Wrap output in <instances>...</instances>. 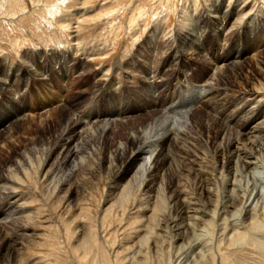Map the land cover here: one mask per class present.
<instances>
[{
  "label": "rangeland",
  "instance_id": "rangeland-1",
  "mask_svg": "<svg viewBox=\"0 0 264 264\" xmlns=\"http://www.w3.org/2000/svg\"><path fill=\"white\" fill-rule=\"evenodd\" d=\"M215 8L229 12L219 22L216 38L203 19L206 11ZM246 11L250 14L248 20L242 18ZM245 23H250L252 31V41L247 44L242 33ZM189 28L199 38L201 54L191 61L190 68L182 69L181 77L161 80L166 74V70L159 74L161 61L179 49V33ZM263 43L264 0H0V78L9 81L7 88H0V173L11 162L9 166L15 172L8 175L16 181V194L10 192L13 196L9 200L26 204L25 217L14 227L19 230L0 228V264H220L219 257L224 253L231 264H264V217L257 218L256 228L247 230L250 233L244 241L229 244L232 225L238 224L243 230L250 221L240 210L257 203L250 194L254 185L261 188L258 180H264V148L256 152L258 159L253 155L250 168L243 169L237 162L239 167L232 169L234 163L229 165L222 159L223 146L229 140L221 141L218 148L211 146L218 124L205 116L208 112L215 117L221 112L232 113L247 102L255 108L247 111L242 120L252 115L264 118V49L259 50ZM244 48L246 62L242 61L234 74L222 67L212 68L239 56L246 51ZM124 66L129 67L134 79L115 84L111 90L109 79L105 81L107 85L102 82V92L99 79L95 89H99L98 103L87 99L84 92L92 94L95 74L104 80L107 75L116 76L122 70L117 67ZM173 66L172 62L170 70ZM146 72L155 74L150 80L156 78L160 83H152V90L142 89L137 94L139 76ZM220 74L229 82L221 86L218 95L200 94L187 116L190 126L174 123L185 130L177 141L179 146H188L191 158L183 162L173 150L175 164L170 165L171 171L166 170L168 167L160 171L154 183L150 184L152 180L145 174L137 176L128 192L114 189L120 178L112 182L111 175L120 162L112 141L123 137L124 125L113 127V133L107 130L101 140L96 133L75 135L73 143L78 154L68 162L64 161L67 147L46 157L65 125L60 121L61 107L52 102L71 105L69 117L77 108L81 111L98 106L102 110L111 102V107L128 117L125 120L146 123L153 111L168 112V103L176 106L186 100L185 96H194L193 88L200 84L201 75L204 81L218 87ZM254 91L260 96L254 97ZM73 98L77 104L72 105ZM50 102L45 115L41 108ZM19 112L28 114L15 120L14 114ZM253 122L245 124L243 130L235 128L230 151L241 144L250 149V139L255 135L263 141L264 136L250 132ZM8 126L11 132L4 134ZM236 131L240 135L236 136ZM225 137L229 139L230 135ZM218 149L220 155L215 153ZM44 158L43 169L37 173L36 166ZM210 256H214V262Z\"/></svg>",
  "mask_w": 264,
  "mask_h": 264
},
{
  "label": "bare ground",
  "instance_id": "bare-ground-1",
  "mask_svg": "<svg viewBox=\"0 0 264 264\" xmlns=\"http://www.w3.org/2000/svg\"><path fill=\"white\" fill-rule=\"evenodd\" d=\"M215 6V5H214ZM217 6V5H216ZM220 7V6H219ZM208 8V7H207ZM221 8V7H220ZM228 8V7H227ZM206 9V8H205ZM210 9V8H208ZM225 9V8H224ZM212 10V9H211ZM243 11V10H242ZM206 18L205 16H203L204 21H207V23L210 24L211 27V32L213 33V35L215 36V38L217 37V28L219 27V22L223 21L224 19H226V17L228 16V9L227 10H219L217 8H215L214 11H206ZM76 15V14H75ZM249 11H246L243 14V19H247L249 17ZM200 16V15H198ZM254 16V15H253ZM77 17V16H76ZM236 17V16H234ZM255 17V16H254ZM257 17V16H256ZM260 17V16H259ZM74 18V17H73ZM201 19V18H200ZM261 19V18H260ZM238 20V19H237ZM240 20V19H239ZM238 20V21H239ZM236 21H233V23ZM245 22V21H244ZM249 22V21H248ZM200 23V22H199ZM238 23V22H237ZM204 24V23H203ZM239 24V23H238ZM250 23H245L243 24V29H242V33H243V41L244 43H251L252 41V31H251V27L249 26ZM196 25V24H195ZM229 25V24H228ZM198 26V25H197ZM196 26V27H197ZM205 26V25H204ZM230 26V25H229ZM181 27V26H180ZM184 27V26H183ZM201 27V26H200ZM231 27V26H230ZM77 28V27H76ZM192 28V26H191ZM256 28V27H255ZM72 29V27L70 28V30ZM75 29V28H74ZM227 29V28H226ZM198 30H200L198 28ZM208 30V29H207ZM239 30V29H238ZM191 31V32H188ZM227 31V30H226ZM258 31V30H257ZM210 32V31H209ZM237 32V31H236ZM226 33V32H224ZM70 34V33H69ZM76 34V32H75ZM237 34V33H236ZM68 35V34H67ZM199 35V34H198ZM233 35V34H232ZM69 36V35H68ZM71 36V35H70ZM72 37V36H71ZM177 37V36H176ZM223 37V36H222ZM240 37V36H239ZM197 35L194 32V30L192 29H188L186 31V33L184 32V30H181L179 33V44L180 47H178L179 49L176 50V52L174 54L170 56H167L166 59L162 62L161 61V65H159V74H162L161 71L166 70V74L163 78L160 77L161 80L168 78L169 76H173L179 78L181 77V75L183 74L182 69H187L189 67V65H191V61L195 60V58H197L201 52H200V42L198 43L197 41ZM201 38V37H200ZM71 39V38H70ZM199 39V38H198ZM236 39V38H235ZM234 39V40H235ZM203 40V39H202ZM241 40V39H240ZM176 43V42H174ZM229 43V42H228ZM232 43V42H231ZM255 43V42H254ZM76 44V43H75ZM227 44V43H226ZM253 44V42H252ZM227 46V45H226ZM261 46V47H260ZM258 47H260L259 50L264 49V43L262 45H260ZM172 47V46H171ZM248 47V46H247ZM173 48V47H172ZM177 48V47H175ZM246 51H243L241 54H239V56H234L231 57L228 60H225V62H223L222 64H220L217 67L212 66V68L220 70V68H224L225 72L228 71V74H234L236 72V67L239 66V64L243 61L246 62L244 60H246V56H247V48H244ZM205 50V49H204ZM257 51V50H256ZM222 52V51H221ZM226 52V50H225ZM229 52V51H228ZM261 52V51H260ZM172 53V52H171ZM256 53V52H255ZM254 53V54H255ZM258 53V52H257ZM256 53V54H257ZM262 53V52H261ZM252 54V53H251ZM263 54V53H262ZM195 55H197L195 57ZM223 55V54H222ZM250 55V54H249ZM259 55V54H258ZM264 55V54H263ZM255 56V55H254ZM257 57V56H256ZM263 57V56H262ZM215 58V57H214ZM255 58V57H254ZM260 58V57H259ZM258 58V59H259ZM263 59V58H262ZM172 62L174 63V68L173 70H170V66L172 65ZM215 64V63H214ZM264 64V63H263ZM242 65V64H241ZM262 65V64H261ZM260 65V66H261ZM193 66V65H192ZM117 68H121L122 70H118L119 72L117 73V75H119V77L117 78L116 76L111 75H107L108 78L106 79H102L100 76H96L97 74H93L94 75V79H96V82H94V84L91 86L92 89V94L95 95L94 91L97 88V83L99 82L98 80L101 79L100 84L102 85V87L100 88L99 91H101L105 85H107L108 83L105 81L107 80H111L108 84V88L111 90V87L114 86L115 84H121L123 85V83H127L130 81L129 78H135L130 72H129V67L128 66H124V67H117ZM132 68V67H131ZM172 68V67H171ZM190 68V67H189ZM193 68V67H192ZM131 70V69H130ZM29 71V70H26ZM191 71V70H190ZM203 71V70H202ZM154 72V71H152ZM216 72V71H215ZM239 72V71H238ZM189 73V72H188ZM197 73V72H196ZM214 74V73H213ZM240 74V72L238 73ZM246 74V73H245ZM212 75V74H211ZM237 75V73H236ZM247 75V74H246ZM209 76V75H208ZM207 76V77H208ZM213 76V75H212ZM211 76V77H212ZM150 77H155V74L150 76L149 73H145L143 75L139 76V85L137 87V89L135 90L137 92V94H139L140 90L144 89H151L153 87L152 83H160V81H156V78L154 80H150ZM185 77V76H184ZM201 77V78H200ZM199 77V81L200 84H198L197 86H194L196 88H193L196 90V93L194 96H185L184 98L186 100L183 101H179L178 104L176 106L172 105V102H170V104L168 103L169 106H167L166 109H171L168 112L165 110V112H161V111H153V114L151 115V118L145 123H140L139 121H137L136 119L133 120H125V118L127 119V116L121 115V113H119L118 108L115 107H111L113 103L108 102V106L106 105L102 110H100L98 108V106L94 107L92 106V110L91 108L89 110H85L84 108L79 111L77 108L74 112L73 117L70 116L69 117V112H70V106L69 104H65V105H60L59 102L55 101L52 102L53 104H57L59 105L58 107H61V115H60V121L61 122H65L64 127L59 131L57 138L55 140V143L53 145L52 148L49 149L48 154L46 157H49L51 153H53L54 151H58L61 152V150L63 151V149L65 147L68 148V152L66 154V156L64 157V161L70 160L72 158L75 157L76 154H78V149L76 148V143H73V139L75 135H79V136H85L88 134H98L99 136V140H101V138L103 137L104 134H106L107 130H110L111 133H113L114 131H112L111 129L117 125H124L125 127V131L123 133V137L122 138H118V140L112 141L113 142V146H114V151L116 153L115 157H117V161L119 160L120 162V166L119 167H115V169H113V174L111 175V181L115 182L118 178H120V182L116 183V188H114L115 190H117V188H120V191H129L130 188L132 187L133 182L137 179V176H139L140 178H142L145 174H149V181L150 179L152 181H150L151 183H154L157 178H158V173L160 171H162L163 169L165 170V168H167L166 170H168L169 172L171 171V164L174 163L173 162V150L176 152L177 154L180 155V158H182L183 162L184 159H186L188 157L191 158V156H189V148L187 147H182L178 145V138L180 137V135L184 134V129H180L179 127L175 126L176 124L175 121H177L179 124L181 122V124H183L182 126L186 127V126H190V122L187 118L188 114L190 113V109L194 107V105L196 104V102L198 101V98L200 96V94L202 93H212L214 94H219L218 91L221 90V86L224 85L227 82V80H223V78L225 77V75L222 78V74H220V76H218V80H217V85L213 86L211 85L212 82H208V81H204L203 78L205 76H200ZM210 77V78H211ZM232 77V75H231ZM245 77V76H244ZM186 78V77H185ZM222 78V79H221ZM226 78V77H225ZM242 78V77H241ZM175 79V80H176ZM190 79V78H189ZM207 79V78H206ZM212 79V78H211ZM217 79V78H216ZM115 81H117L116 83H113ZM215 80V79H214ZM237 80V79H236ZM235 80V81H236ZM165 81V80H164ZM188 81V80H187ZM232 80H230L231 82ZM105 83V85L103 86V84ZM234 82V80H233ZM243 82V81H242ZM9 81L8 80H2L0 78V88H7ZM132 83H134L132 81ZM165 83V82H162ZM197 83V82H196ZM202 83V84H201ZM12 84V83H11ZM248 84V83H247ZM7 85V86H6ZM121 85V87H122ZM230 85V84H229ZM183 86V85H182ZM242 86V85H241ZM248 86V85H247ZM134 87V86H133ZM184 87V86H183ZM245 87V86H244ZM10 88V87H9ZM224 88V87H223ZM230 88V87H229ZM236 88V87H235ZM106 89V88H105ZM233 89V87L231 88ZM237 89V88H236ZM10 90V89H9ZM82 90V89H81ZM97 90V91H98ZM152 90V89H151ZM185 90V89H184ZM188 90V89H187ZM230 90V89H228ZM240 90V88H239ZM245 90H247V88H245ZM252 90V89H251ZM87 92H84L85 95H87L89 98V101L92 100V102H94L95 104L98 103L97 101V91L95 97L92 94H88V90H86ZM98 91V92H99ZM104 91V90H103ZM107 91V90H106ZM114 91V89H113ZM148 91V90H147ZM190 91V90H189ZM102 92V91H101ZM171 92V91H170ZM225 92V91H224ZM238 92V91H237ZM243 92V91H242ZM82 93V91H81ZM142 93V92H141ZM144 93V92H143ZM235 93V92H234ZM253 93V92H252ZM254 97H258L260 96L259 92L254 91ZM264 93V92H263ZM57 94V93H56ZM83 94V93H82ZM100 94V93H99ZM103 94V93H102ZM149 94V93H148ZM147 94V95H148ZM229 94V93H228ZM244 94V93H243ZM249 94V93H247ZM111 95V94H109ZM171 95V94H170ZM225 95V93H224ZM223 95V96H224ZM227 95V94H226ZM253 95V94H252ZM102 96V95H101ZM222 96V98H224ZM85 97V96H84ZM152 97V95H151ZM171 97V96H170ZM192 97V98H191ZM230 97V96H229ZM234 97V96H233ZM242 97V96H241ZM240 97V98H241ZM253 97V98H254ZM262 97V96H261ZM78 98V96H77ZM172 98V97H171ZM232 98V97H231ZM80 99V98H79ZM95 99V101H94ZM220 99V98H219ZM226 99V98H225ZM225 99H221L223 101H225ZM262 99V98H261ZM60 100V99H59ZM58 100V101H59ZM72 105L73 104H77V101L74 100V98L72 99ZM86 100V99H85ZM172 100V99H171ZM181 100V99H180ZM228 100V99H227ZM247 100V99H246ZM249 100V98H248ZM255 99H253L254 101ZM258 100V99H257ZM50 100H48L47 102H49ZM82 101V100H81ZM216 101V99H215ZM220 101V100H217ZM216 101V102H217ZM244 101V100H243ZM252 101V100H251ZM79 102V101H78ZM83 102V101H82ZM176 102V101H175ZM226 102V101H225ZM229 102V100H228ZM226 102V104L228 103ZM240 102V101H239ZM258 102V101H257ZM261 102V101H260ZM52 103H48L47 105L45 104L44 106H42L41 109H44L43 112L46 115L49 112L45 111H49L48 109L50 108V104L52 105ZM215 103V102H213ZM219 103V102H218ZM221 103V101H220ZM238 103V102H237ZM256 103V102H255ZM6 104V103H5ZM204 104V103H203ZM206 104V103H205ZM217 103H215L216 105ZM242 104V103H241ZM80 105V104H79ZM149 105V104H148ZM152 105V104H151ZM250 103H243L240 108L238 107V109L232 113H225V112H221L220 115H218L217 117H215V114L213 115L212 112L207 115H205L209 120H212L214 123H217L218 126L216 127L215 132L213 133V137L211 139L212 140V145L215 148H218L221 144V141L223 142L224 139L229 140L227 141V144H224V150L225 151V155L222 159H224L225 163H228L229 165L231 163H234L232 166V169L235 168L234 166H236V168H238L239 166L236 165L237 162H239L240 166L245 169V168H250L249 166L253 165L254 162L252 161L253 159V155L256 156V152L260 151L264 148V139L263 141L260 140V138H256L255 136H253L250 139V145L252 146L250 149L249 147H246L244 145H240V146H233L235 149V151H230L229 150V145L231 144L232 141H234L232 137V135L235 132V128L240 127L239 129L243 130L244 125L250 123L251 121L253 122V125L251 126V131L250 132H254L255 134L259 135V136H264V118H260L256 115H252L251 117H247L245 118V120H242L241 117H243V115L245 113H247V111H250V109L255 108V107H250ZM255 105V104H254ZM10 106V105H9ZM75 106V105H74ZM82 106V105H81ZM84 106V105H83ZM88 106V105H87ZM207 106L208 105L207 103ZM206 106V107H207ZM220 106V104H219ZM225 106V105H224ZM258 106V105H257ZM20 107V106H19ZM49 107V108H48ZM78 107V105L76 106ZM150 107V106H149ZM176 107V108H174ZM202 107V106H201ZM259 107V106H258ZM87 108V107H86ZM19 109V108H18ZM140 109V108H139ZM204 109V108H203ZM210 109V108H209ZM213 109V108H212ZM211 109V110H212ZM258 109V108H257ZM72 110V109H71ZM234 110V109H233ZM29 111V110H28ZM204 111V110H203ZM51 112V111H50ZM73 112V111H71ZM217 112V111H216ZM215 112V113H216ZM219 113V112H218ZM27 113L24 112H19L17 114H14V117H16L15 120H19L21 118H24L25 115H27ZM205 114V113H204ZM249 114V113H248ZM203 115V114H201ZM200 115V116H201ZM250 115V114H249ZM203 117V116H202ZM205 117V119H207ZM134 118H138L137 116H135ZM257 119H259L258 121H256ZM13 120V121H15ZM28 120V119H27ZM204 120V119H203ZM116 121H118V123H116ZM256 121V122H255ZM11 122V121H10ZM207 122V121H206ZM13 124V123H11ZM207 125V123H205ZM213 124V123H212ZM112 126V127H111ZM209 126V125H207ZM14 127V126H13ZM195 128V127H194ZM210 128V127H209ZM233 128V129H232ZM7 130H3L4 134H9L11 132V127L8 126V128H6ZM213 129V126H212ZM215 129V128H214ZM114 130V129H113ZM190 130V129H189ZM196 130V129H195ZM206 130L210 131L209 129L206 128ZM14 131V130H13ZM212 132V131H211ZM209 133V132H208ZM241 132L236 131V136L240 135ZM244 133V132H243ZM247 133V132H246ZM230 135L229 139H227V137H225V135ZM245 134V133H244ZM250 134V133H249ZM188 135V134H187ZM211 135V134H210ZM252 135V134H251ZM94 136V135H93ZM234 137V136H233ZM243 137V134L242 136ZM245 137V136H244ZM94 138V137H93ZM110 138V137H109ZM210 138V137H209ZM255 138V139H254ZM12 139V138H11ZM97 139V138H96ZM210 139V140H211ZM233 139V140H232ZM237 139V138H236ZM10 140V139H9ZM219 140V144L217 143V141ZM232 140V141H231ZM243 140V139H242ZM240 141V140H239ZM235 142V141H234ZM73 143V146L71 147L70 145ZM230 143V144H229ZM239 143V142H238ZM237 143V144H238ZM1 144V143H0ZM99 144V143H98ZM218 144V145H217ZM236 144V143H235ZM240 144V143H239ZM246 145V144H245ZM3 146V145H2ZM99 148V147H98ZM222 149V148H221ZM80 151V150H79ZM220 151L219 149L217 150ZM31 152H33L31 150ZM182 152H184V154H182ZM221 152V151H220ZM223 153V152H222ZM221 153V154H222ZM176 154V153H175ZM193 154V153H192ZM190 154V155H192ZM214 154V153H213ZM194 155V154H193ZM218 155H220L218 153ZM176 156V155H175ZM197 156V155H196ZM223 156V155H222ZM87 157V156H86ZM198 157V156H197ZM56 158V157H55ZM81 158V157H80ZM79 158V159H80ZM112 158V157H111ZM193 158V156H192ZM214 158V157H213ZM105 159V158H104ZM176 159V158H175ZM258 159V157H257ZM18 160V159H17ZM21 160V159H20ZM26 160V159H25ZM58 160V159H57ZM83 160V159H82ZM81 160V161H82ZM180 160V159H179ZM40 161V160H39ZM46 159L44 158L42 161L39 162V164L36 166V170L37 173H40V171L43 169V166L45 164ZM55 161V160H54ZM190 161V160H189ZM194 161V160H193ZM223 161V162H224ZM258 161V160H257ZM19 162V161H18ZM68 162V161H67ZM178 162V161H177ZM180 162V161H179ZM198 162V161H197ZM9 164H11V162H8ZM31 163V162H30ZM83 163V161H82ZM190 163V162H189ZM8 165H6L5 167L1 168V175H0V228H4L6 229L8 226H11V228L13 227H17V224L19 221H22V219L25 217V212H26V204L25 203H18V201H10L9 198L13 195L9 194L10 192L12 193L14 190V186H13V182H16L14 179L9 177V173L10 171H12L13 169ZM68 164V163H67ZM74 164V163H73ZM175 164V163H174ZM12 165V164H11ZM70 165V164H69ZM83 165V164H81ZM80 165V166H81ZM173 165V164H172ZM179 165V164H178ZM192 165V164H191ZM72 166V165H71ZM79 166V167H80ZM181 166V165H180ZM183 166V165H182ZM224 166V165H223ZM20 167V166H19ZM23 167V166H22ZM75 168H77V166H74ZM170 167V168H169ZM228 168L230 166H227ZM58 168V167H57ZM74 168V170H75ZM181 168V167H180ZM192 168V167H191ZM257 168V167H256ZM22 169V168H21ZM73 169V168H72ZM177 170V168H175ZM231 169V168H230ZM229 169V170H230ZM15 170V169H14ZM13 170V171H14ZM165 170V171H166ZM175 170V171H176ZM228 170V171H229ZM12 171V172H13ZM39 171V172H38ZM73 171V170H71ZM174 171V169H172V172ZM197 171V170H196ZM195 171V172H196ZM255 171V170H252ZM15 172V171H14ZM164 172V171H163ZM171 172V173H172ZM235 172V171H234ZM246 172V171H245ZM251 172V171H250ZM257 172V171H256ZM22 173H24V171H22ZM175 173V172H174ZM173 173V174H174ZM178 173V171H176V174ZM233 173V172H232ZM231 173V175H232ZM242 173V172H241ZM69 174V173H68ZM168 173H165V175ZM170 174V173H169ZM251 174V173H250ZM253 174V172H252ZM260 174V173H257ZM257 174H255V176L257 178H260ZM197 175V174H196ZM13 176V175H12ZM16 176V175H15ZM178 176V175H177ZM237 176V175H236ZM9 177V178H7ZM36 177V176H35ZM171 177V176H170ZM174 177V176H172ZM171 177V178H172ZM176 177V176H175ZM197 177V176H196ZM20 178V177H19ZM169 178V177H168ZM198 178V177H197ZM227 178V177H226ZM257 178H255L257 180ZM17 179V178H16ZM144 179V178H143ZM142 179V180H143ZM177 179V178H176ZM232 179V178H231ZM235 179V178H234ZM63 180V178H62ZM138 180V179H137ZM255 180V181H256ZM18 181V180H17ZM59 181V180H58ZM148 181V182H149ZM169 181V180H168ZM171 181V180H170ZM259 182H261L260 184L263 186H260L262 189H264V180L262 178H260V180H258ZM63 182V181H62ZM145 182V180H144ZM147 182V180H146ZM172 182V181H171ZM204 183V181L202 182ZM234 183V182H233ZM235 184V183H234ZM171 186V185H170ZM115 187V186H114ZM159 188V187H158ZM174 188V187H173ZM237 188V186H236ZM234 188V189H236ZM261 188L257 189V186L254 185L252 187V191L250 194V197L253 196L252 199H255V201L257 202L254 206H246V208H242L240 210V213L244 214V218H246L247 220L249 219V224L247 223L246 227H243L244 229L241 230V226L240 228H238V224L237 225H232L233 226V231L230 234V238H229V244H233L232 242L234 241H240L246 239L247 236H249V231L247 233V230L254 229L256 228V221H258L257 218H259V216H261L260 218L264 217V190H260ZM175 189V188H174ZM177 189V188H176ZM173 190V189H172ZM260 190V191H259ZM176 191V190H175ZM179 192V190H177ZM176 191V192H177ZM255 191V192H254ZM181 192V191H180ZM183 192V191H182ZM203 192V191H202ZM14 193V192H13ZM12 193V194H13ZM172 193V192H171ZM245 193V192H244ZM249 193V192H248ZM16 194V192L14 193ZM200 194V193H198ZM248 195V194H247ZM17 196V195H16ZM174 196V195H173ZM177 196V195H176ZM237 196V195H236ZM171 197V195H170ZM220 197V196H219ZM233 198V195H232ZM177 199V198H176ZM180 199V198H179ZM236 199V198H235ZM239 199V198H238ZM7 200H9V202L7 203ZM19 200H24L23 197H20ZM178 200V199H177ZM176 200V201H177ZM233 200V199H232ZM175 201V202H176ZM239 201V200H238ZM4 203H7L5 206H2ZM246 203V202H245ZM248 203V202H247ZM252 203V202H250ZM184 204V203H183ZM187 204V203H186ZM182 206V205H181ZM178 207V206H177ZM188 209V208H187ZM186 210V209H185ZM193 210V209H192ZM187 211V210H186ZM182 212V210H181ZM189 212V211H188ZM239 212V210H238ZM186 213V212H184ZM238 214V213H237ZM186 215V214H185ZM236 215V213H235ZM189 216V215H188ZM219 216V215H218ZM234 216V215H233ZM191 218V215L189 216ZM193 218V217H192ZM195 218V217H194ZM198 218V217H196ZM222 219V218H221ZM240 219V218H239ZM197 221V220H196ZM213 221V220H212ZM231 222V221H230ZM229 222V223H230ZM233 222V221H232ZM235 223V222H233ZM20 224V223H19ZM22 224V223H21ZM20 224V225H21ZM183 224V223H182ZM23 226V224H22ZM176 226V225H175ZM189 226V223L187 224V227ZM224 226H226L227 228V224L223 225V229ZM231 226V224H230ZM231 226V227H232ZM25 227V226H24ZM178 227V226H176ZM229 227V226H228ZM258 227V226H257ZM9 228V227H8ZM219 228V227H218ZM221 228V227H220ZM237 228V229H236ZM260 228V227H259ZM16 229V228H14ZM222 229V228H221ZM236 229V230H235ZM11 230V229H10ZM19 230V229H16ZM13 231V230H12ZM219 231V230H218ZM222 231V230H221ZM25 232V231H24ZM13 233V232H12ZM12 235V234H10ZM15 235V234H14ZM21 235V234H20ZM19 235V236H20ZM25 235V234H22ZM225 235V234H224ZM8 236V234H7ZM11 237V236H10ZM22 237V236H21ZM226 237V236H225ZM252 237V236H251ZM12 238V237H11ZM10 238V239H11ZM228 238V237H226ZM249 238V237H248ZM8 239V238H7ZM256 239V238H255ZM12 240V239H11ZM227 240V239H226ZM253 240V238H252ZM225 241V240H224ZM228 241V240H227ZM242 241V242H243ZM251 241V240H250ZM15 242V241H14ZM11 243V242H10ZM258 243V242H257ZM204 244V243H203ZM11 245V244H10ZM221 246V245H220ZM264 249V248H263ZM220 250V249H219ZM226 250V249H224ZM261 250V249H260ZM263 252V258H264V251ZM210 253V252H209ZM215 253V252H214ZM223 253V252H222ZM231 253V252H230ZM225 254V253H224ZM224 254L220 255V264H231L233 263L232 261H228L229 258L227 257L228 254L225 256ZM196 256V255H195ZM199 257V256H198ZM212 258V260L214 259V256H210ZM228 258V259H227ZM197 260V259H196ZM209 260V259H208ZM205 262V261H204ZM211 262H214L211 261ZM218 264V263H217Z\"/></svg>",
  "mask_w": 264,
  "mask_h": 264
}]
</instances>
